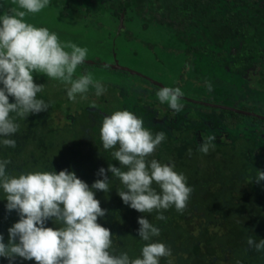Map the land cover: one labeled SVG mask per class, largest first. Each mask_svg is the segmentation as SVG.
Here are the masks:
<instances>
[{
    "label": "trees",
    "instance_id": "1",
    "mask_svg": "<svg viewBox=\"0 0 264 264\" xmlns=\"http://www.w3.org/2000/svg\"><path fill=\"white\" fill-rule=\"evenodd\" d=\"M49 5L63 17L103 28L123 13L124 23L133 20L138 26L128 27L121 37L159 47V52L163 49L164 55L174 57L178 85L189 83L196 92L190 96L264 114V0H50ZM140 31H153L159 38L153 33L147 39L138 37ZM205 80L212 83L211 92ZM38 97L50 103L48 110L26 120L12 114L20 124L12 137L17 146L0 145V159L11 160L10 174L68 169L91 187L103 179L97 175L101 167L120 166L111 150L102 147L101 113L93 112L84 123L78 116L63 123L57 120L55 104L42 93ZM157 101L159 109L156 106L157 113H151L156 119L144 127L153 135L165 132L166 139L149 159L174 162L193 191L183 213L173 206L164 211L166 220H157L156 212L140 213L124 204L117 191L123 186L108 172L110 191H93L106 210L98 223L110 229L113 251L141 256L146 242L138 236V217L144 215L161 230L153 240L172 252L160 264H236L237 260L264 264V251L257 252L246 242L248 236L264 239V180H255L257 169L264 171V119L184 98L182 111L176 113ZM89 112L82 110L84 115ZM210 134L216 137L215 150L205 155L198 148ZM6 204L0 190V234L7 244L8 229L19 215L9 212ZM46 226L58 227L52 220ZM0 264H9L8 258L0 257ZM12 264L36 262L16 257Z\"/></svg>",
    "mask_w": 264,
    "mask_h": 264
},
{
    "label": "clouds",
    "instance_id": "2",
    "mask_svg": "<svg viewBox=\"0 0 264 264\" xmlns=\"http://www.w3.org/2000/svg\"><path fill=\"white\" fill-rule=\"evenodd\" d=\"M49 3L50 0H12L15 7L0 15V145L4 147L17 146L12 137L20 124L12 114L26 120L30 114L50 107L49 102L38 97L44 86L34 81V72L68 86L67 96L72 101L78 95L84 96L90 87L97 96L106 91L91 73L74 78L78 66L88 56L86 47L61 42L56 32L26 21L27 15L41 12ZM205 86L208 92L213 90L210 81L205 80ZM183 95L180 87L166 86L156 91L160 103H166L176 113L184 107L180 103ZM10 96L14 102L9 101ZM99 135L103 149L111 150L120 166L109 163L107 169L101 167L97 175L103 179H96L91 187L68 169L12 175L7 171L11 160L0 159V190L7 200L6 209L19 215L8 229L7 244L0 234V257L8 258L9 264L16 257L35 260L36 264H160L161 258L172 255L165 243L153 240L160 236L161 230L144 215L138 217V236L146 242L141 256L116 254L110 229L98 223L106 210L93 191H110L107 173L111 172V177L123 186L117 190L118 195L132 209L140 213L156 212L157 220H166L164 211L173 206L183 213L193 191L187 177L175 170L174 162L162 164L155 158L149 159L166 139V133L153 135L144 127L142 118L129 110H116L105 115ZM215 139V135H208L198 151L205 155L214 151ZM188 153L191 155V149ZM255 180L257 183L264 180V171L257 169ZM48 220L58 227H47ZM246 242L249 248L264 251V239L257 241L248 236Z\"/></svg>",
    "mask_w": 264,
    "mask_h": 264
},
{
    "label": "rangeland",
    "instance_id": "3",
    "mask_svg": "<svg viewBox=\"0 0 264 264\" xmlns=\"http://www.w3.org/2000/svg\"><path fill=\"white\" fill-rule=\"evenodd\" d=\"M11 7H15L12 0H0V15ZM25 19L37 27H47L50 31L56 32L61 42L71 41L78 46L86 47L88 49L86 59L106 63H114L116 60L120 65L138 70L161 81L167 87L177 85L185 96L192 97L190 95L196 93L189 83L178 85L179 65L174 57L164 55L163 49L159 52V47L153 49L139 40L121 37V32L128 27L138 26L133 20L124 23L120 30V20L114 19L111 20L110 27L85 26L80 21L76 22L61 16L59 10L51 5L39 13L27 15ZM152 33L153 31L146 33L140 31L137 36L147 39ZM153 36L159 38L155 33ZM150 40H153V37ZM109 68L111 67L87 62L78 66L74 78L91 73L95 80L103 84L106 91L97 96L95 89L90 87L84 96L78 95L75 101L68 98V86L64 83L48 79L46 75L35 72L33 77L37 84H43L42 94L55 104L57 120L61 118L63 123H68L70 118L75 116L84 123L95 115L93 112H99L105 117L116 110L131 111L142 118L144 125L153 122L156 116L153 119L151 113H157L159 109L157 101L159 99L154 85L140 76L127 75L118 69ZM83 109L91 112L84 115Z\"/></svg>",
    "mask_w": 264,
    "mask_h": 264
},
{
    "label": "water",
    "instance_id": "4",
    "mask_svg": "<svg viewBox=\"0 0 264 264\" xmlns=\"http://www.w3.org/2000/svg\"><path fill=\"white\" fill-rule=\"evenodd\" d=\"M123 17H124V14L122 13L120 18H119V20H120L119 21V30L121 29V27L124 24ZM85 62L92 63V64L105 65V66H109V67H111L113 69L126 71V72H129L131 74L140 76V77L148 80L149 82H151L155 86H158L160 88L166 87V85L163 84L161 81L156 80V79H154V78H152V77H150V76H148V75H146V74H144V73H142V72H140L138 70H135L133 68L120 65L116 60L114 61V63H106V62L94 61V60L86 59ZM182 98L187 99V100L192 101V102H197V103L210 105V106H216V107H220V108H223V109L232 110V111H235L237 113H242V114H246V115L256 116V117L264 119V114H261V113L255 112V111L245 110V109H242V108H238V107L230 106V105H226V104H221V103H212V102H208V101H205V100L195 99L193 97H188V96H185V95H183Z\"/></svg>",
    "mask_w": 264,
    "mask_h": 264
}]
</instances>
